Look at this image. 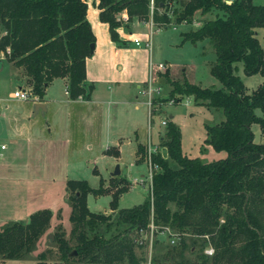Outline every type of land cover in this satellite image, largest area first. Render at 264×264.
Returning <instances> with one entry per match:
<instances>
[{
    "label": "trees",
    "instance_id": "1",
    "mask_svg": "<svg viewBox=\"0 0 264 264\" xmlns=\"http://www.w3.org/2000/svg\"><path fill=\"white\" fill-rule=\"evenodd\" d=\"M96 5L111 36L116 35L115 27L120 24L116 12L121 9L127 20L151 18L153 26L163 27L173 21L191 22L196 9L210 12V18H202L181 35L191 42L207 41L215 55L209 72L222 85L167 80L170 93L191 94L207 107L220 108L223 118L205 124L204 142L226 155L202 160L184 154L178 125L169 121L159 136L168 159L151 154L158 168L142 202L116 209L117 196L126 189L123 186L111 194L113 215L92 211L85 194L107 190L102 185L90 187L83 179L67 180L70 228L67 238L62 230L54 234L58 259L53 264H137L143 259L135 250L142 247L137 235L150 220L156 229L167 226L177 236L175 244L165 246L163 259L189 260L185 251L196 250L194 259L208 264H264V140L253 141L250 129L256 122L264 136V51L255 36V27L264 26V4L252 0H152L151 11L149 0H97ZM85 8L84 0H0V52L22 68L39 98L53 77H64L68 97L88 98L91 84L85 81L84 58L94 34ZM236 60L241 61L245 74L258 72L263 77L250 92L233 72ZM144 158L145 149L137 143L135 161ZM51 213L48 208L37 209L27 220L3 226L0 255L25 257ZM207 244L213 247L211 255L202 251ZM72 249L74 254L68 255ZM36 256L34 264H44V252Z\"/></svg>",
    "mask_w": 264,
    "mask_h": 264
},
{
    "label": "rangeland",
    "instance_id": "2",
    "mask_svg": "<svg viewBox=\"0 0 264 264\" xmlns=\"http://www.w3.org/2000/svg\"><path fill=\"white\" fill-rule=\"evenodd\" d=\"M253 1L264 3V0ZM85 2L86 18L95 35L93 53L85 59L86 77L94 80L95 86L88 100L68 98L63 79L56 77L49 87L52 93L41 94V98L48 101V110L36 115L29 111L25 115L30 100L23 103L9 97L7 91L14 85L30 86L23 80L5 81L6 64L0 70V120L3 123L0 124V142L6 145L0 155V229L12 221L27 220L29 213L37 209L48 208L52 212L34 248L25 257L4 258L0 255V264H34L39 251L44 252V264H53L58 259L54 234L62 230L67 238L70 228L71 201L66 188L69 179H83L90 187L102 185L107 190L85 194V203L92 211L113 215L115 210L109 208L111 194L123 186L126 189L117 196L116 209L142 202L149 193L148 163L145 158L135 161V148L137 143H142L146 149L149 139L151 145H157L155 153L168 159L158 135H162L169 121L178 125L184 154L202 160L226 155L224 150H216L204 142L205 124L218 121L221 112L194 100L191 94L170 93L171 85L167 80H186L200 86L222 85L209 72L215 55L207 41L182 39L181 32L195 27L194 22L200 14H193L191 22L173 21L165 27H149L147 20L134 17L127 20L121 9L116 12L120 22L115 27L116 35L111 36L107 22L99 17L96 0ZM204 13L201 18L212 16L210 12ZM257 35L264 50V26L258 28ZM134 36L140 41L139 45L133 44ZM145 41L149 44L144 45ZM158 62L161 67L157 66ZM233 64V72L250 92L260 82L261 75L258 72L246 75L239 60ZM150 77L153 86H160V90L157 94L152 91L149 105L147 94L136 93L134 87L139 84L140 90H144ZM96 79L99 81L95 82ZM48 98H55V102ZM255 111L260 113L257 108ZM13 116L16 120H12ZM30 121H33L32 144L26 149L24 132L17 133L16 128L20 122L23 125ZM250 129L252 140L257 141L260 136L258 124L252 122ZM11 137L16 138V144L10 141ZM115 164L119 171L112 175L110 172ZM137 236L142 240V247L136 246L135 250L143 255L137 264H143L148 234L142 230ZM167 245L170 244L164 235L153 234L152 255L169 261L161 258ZM195 253L196 250L193 253L185 251L184 255L194 259Z\"/></svg>",
    "mask_w": 264,
    "mask_h": 264
},
{
    "label": "built area",
    "instance_id": "3",
    "mask_svg": "<svg viewBox=\"0 0 264 264\" xmlns=\"http://www.w3.org/2000/svg\"><path fill=\"white\" fill-rule=\"evenodd\" d=\"M226 3H230L232 0H223ZM151 6H152V0H149V11H151ZM123 17H126V13L124 12ZM197 24V22H194ZM147 24L149 27L153 26L152 20L151 18H149L147 20ZM174 27V26H173ZM150 30V28H149ZM132 42L135 45H139L140 41L138 40L137 37H133L132 38ZM149 42L145 41L144 45H148ZM0 56L3 57V54L0 52ZM158 67H161L162 64L160 62L157 63ZM160 90V86L155 85L153 86V78L150 77L147 84H146V88L144 90H141V92L146 93L148 96L147 99V103L150 105V96L152 91H155L156 94L159 92ZM64 92L66 94H68V90H67V86H65L64 88ZM34 93L31 91L30 88H21V87H17L15 89H13L9 96L10 97H15V98H19V99H36L37 97L35 95H33ZM80 97V96H78ZM161 123H165L164 120H161ZM5 146L4 143H0V148H3ZM157 150V145H151L150 140H147V144H146V149H145V159L148 163V170H147V178H148V190L150 189V180H151V175L153 173V171L158 167V165L154 162L151 161V154L155 153ZM133 181H137V179L135 177L132 178ZM139 181H142V178L138 179ZM146 234H148V239H149V244L147 246V251H146V255L144 256V260H143V264H170V262H172V264H208V263H204L200 260H195V259H189V260H182V261H166V260H160V259H154L153 255H152V250H151V241H152V236L154 233H159L162 234L166 237V242L170 245L175 244L176 240H177V236L175 235L174 232H172L167 226H162L159 229H156V226L152 223V221L150 220L147 224V228L145 229ZM139 242H141L142 240L139 238L138 239ZM203 253L205 255H211L213 253V247L210 244H207L203 247L202 249Z\"/></svg>",
    "mask_w": 264,
    "mask_h": 264
},
{
    "label": "crops",
    "instance_id": "4",
    "mask_svg": "<svg viewBox=\"0 0 264 264\" xmlns=\"http://www.w3.org/2000/svg\"><path fill=\"white\" fill-rule=\"evenodd\" d=\"M253 1V0H252ZM84 2H85V0H84ZM96 2H97V0H96ZM254 2V1H253ZM257 3V2H256ZM85 4H86V2H85ZM264 4V3H263ZM193 14H200V18H197L196 19V21L195 22H199L202 18V14H205V13H202L201 14V12L198 10V9H196L195 11H194V13ZM85 18H86V8H85ZM87 19V18H86ZM88 21V20H87ZM89 23V22H88ZM195 25H197V24H195ZM89 26H90V24H89ZM261 26H258V27H255V36H256V38H257V40H258V35H257V33H258V28H260ZM90 29H91V31H92V33L94 34V32H93V30H92V28H91V26H90ZM1 33V32H0ZM95 36V35H94ZM258 42H259V40H258ZM260 44V43H259ZM94 46H95V43H94V41H93V49H92V52L91 53H89L88 55H91L92 53H93V50H94ZM261 46V45H260ZM262 48V47H261ZM263 50V49H262ZM264 51V50H263ZM88 55H86L85 56V58H84V65H85V59H86V57L88 56ZM6 62V63H5ZM5 64H6V66H7V68H6V70H5V72H4V79H5V81H7V82H11V81H13V80H23L24 82H26V83H28V80H27V77H26V75L24 74V72H23V70H22V68L21 67H19V66H15L10 60H7L6 58H4V57H2V59H0V70L5 66ZM260 74V73H259ZM246 75H248V74H246ZM261 75V74H260ZM261 77H262V75H261ZM55 78L56 77H53L49 82H47L46 84H45V86H44V91L43 92H47L48 93V95H50L51 93H52V91H51V89H49V87L51 86V84H52V82H53V80H55ZM62 79H63V82H64V84H65V86H66V83H65V79H64V77H61ZM263 79V77L261 78V80ZM261 80H260V82H261ZM85 81H86V83H90L91 84V90H90V93H89V96H88V98H82V96H80V97H78V96H76V97H74V98H70V97H68V98H70V99H80V100H88L89 98H90V94L92 93V91H93V89H95V86H94V80H89V78H87L86 77V72H85ZM97 81H99L98 79H96L95 80V82H97ZM259 82V83H260ZM258 83V84H259ZM257 84V85H258ZM119 85V84H118ZM256 85V86H257ZM255 86V87H256ZM17 87H21V86H19V85H17V86H13V89H15V88H17ZM141 86H139V84H136L135 85V91H136V93L137 92H141V88H140ZM22 88V87H21ZM12 89V90H13ZM12 90H8L7 91V95L9 96V94H10V92L12 91ZM247 92V91H246ZM65 93V92H64ZM66 94V93H65ZM66 95H68V94H66ZM136 95V94H135ZM10 97V96H9ZM36 99H28V100H30V102H31V104L27 107V109H26V112H25V115H28L29 114V111L31 112V114L32 115H36V114H38V113H40V114H43V113H45L47 110H48V101H46L45 99H42V98H39L38 97V95H36ZM13 98V97H12ZM14 99H16V100H21V102H23L24 103V101L25 100H27V99H19V98H15L14 97ZM49 100H51V101H54L55 102V98H48ZM36 101H41V102H43V107H41V108H39L36 112L33 110V108H32V104L34 103V102H36ZM214 110H218V112H221V111H219V109H215V108H213ZM256 110V109H255ZM256 112V111H255ZM257 113V112H256ZM222 114V113H221ZM220 114V117L221 118H218V120H220V119H222L223 118V115H221ZM257 114H259V113H257ZM12 120H16V117L15 116H13L12 117ZM2 123V120H0V124ZM3 124V123H2ZM32 124H33V121H30V122H28V123H24L23 122V125H22V122H20V124L19 125H17V128H16V131H17V133L21 130V131H23L24 132V135H25V142H24V148H30V146H31V144H32V139H31V137H32V131H33V126H32ZM251 125V124H250ZM258 128H259V126H258ZM259 134H260V136H259V139L257 140V141H255V142H259V141H263L264 140V136L260 133V130H259ZM159 136L160 135H158V139H159ZM10 141L12 142V143H14V144H16V138L15 137H11L10 138ZM0 143H3V142H0ZM142 144V143H141ZM143 145V148L145 149V147H144V144H142ZM6 148V145L3 147V148H0V155L1 154H3L2 152V150H4ZM2 156V155H1Z\"/></svg>",
    "mask_w": 264,
    "mask_h": 264
},
{
    "label": "water",
    "instance_id": "5",
    "mask_svg": "<svg viewBox=\"0 0 264 264\" xmlns=\"http://www.w3.org/2000/svg\"><path fill=\"white\" fill-rule=\"evenodd\" d=\"M88 48H89V53H91L92 49H93V41L89 43ZM164 97H167V94H164ZM41 107H43V102H41V101H36L32 104V108L35 112ZM118 171H119L118 164H115V166H114L113 170L110 172V174L115 175L118 173ZM48 237L51 238L52 235L50 233H48ZM73 254H74V249H72L71 251L68 252V255H73Z\"/></svg>",
    "mask_w": 264,
    "mask_h": 264
}]
</instances>
